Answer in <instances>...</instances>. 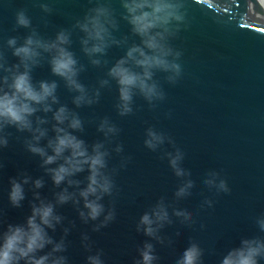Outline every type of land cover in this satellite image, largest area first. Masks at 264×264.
<instances>
[{
    "label": "water",
    "instance_id": "1",
    "mask_svg": "<svg viewBox=\"0 0 264 264\" xmlns=\"http://www.w3.org/2000/svg\"><path fill=\"white\" fill-rule=\"evenodd\" d=\"M40 2L48 3L52 11L43 12ZM252 3L253 0H185L186 26L172 40L182 52V75L175 84H169L163 74H157L166 97L155 108L137 97L134 112L120 117L114 108L113 85L102 89L97 104L75 109L85 122L84 131L77 135L87 143L104 139L96 130L101 117L108 116L120 132L105 145L111 152L109 169L117 168L113 177L117 189L112 198L105 197L104 203L114 200L116 219L100 232H92L94 222L84 224L71 202L57 209L65 219L50 234L58 239L62 227L70 229L64 253L70 264H84L87 253L81 246V233H88L94 241L93 250L103 249L105 264H131L137 246L149 239L135 229L139 216L161 198L170 216L172 208H186L196 223L189 227L180 223V218L172 217L173 223L165 225L161 234L174 242L171 246L156 245L160 257L157 264H174L190 237L205 249L204 264H219L222 255L238 245L242 236H264L255 224V217L264 213V17ZM89 6L88 0H0V46L8 36L23 37L28 33L24 28L13 31L14 14L19 8L26 9L33 27L50 38L60 27L70 28ZM113 7L119 9L116 0ZM127 31L128 26L121 21L116 35ZM71 47L87 66L80 74L81 82L89 89L97 87L104 69L88 64L75 34ZM5 52L14 62L16 58L6 46ZM122 54V48L113 47L107 59L111 62ZM33 77L56 79L47 63L36 68ZM58 95L62 103L75 108L71 103L73 93L65 89L63 82ZM148 127L171 137L174 144L166 140L156 151L146 148L143 140ZM9 131L13 132L9 146L0 151V211L7 222L21 223L29 213L31 191L26 186L23 206L12 207L7 200L9 177L20 170L33 178L44 176L46 183L39 191L49 199L59 189L44 175L39 158L27 153L15 139L21 134ZM117 143L123 145L122 153L112 151ZM175 148L184 153L181 166L190 172L189 176L177 177L169 167L164 153L174 152ZM122 162L124 167H120ZM213 170L226 179L229 193L216 194L204 183ZM85 175L78 178L83 180ZM186 179L195 182L191 194L177 198L175 192ZM205 199L213 200L211 208L201 207ZM177 231L181 235L176 236Z\"/></svg>",
    "mask_w": 264,
    "mask_h": 264
},
{
    "label": "clouds",
    "instance_id": "2",
    "mask_svg": "<svg viewBox=\"0 0 264 264\" xmlns=\"http://www.w3.org/2000/svg\"><path fill=\"white\" fill-rule=\"evenodd\" d=\"M113 2L88 0L91 6L83 15L75 18L70 28L60 27L50 38L33 27L26 9L15 11L13 31L24 28L28 33L23 37L8 36L0 46V151L9 146V138L13 136L9 129H14L21 134L15 139L27 153L39 158L44 175L59 190L52 193V199L42 196L39 189L45 186L44 176L33 178L25 170L8 178L7 200L12 207L23 206L26 186L32 198L28 201L29 213L21 223L7 222L0 211V264H70L64 254L70 229L62 227L58 239L50 234L65 219L58 207L69 202L84 224L94 222L92 232H100L116 219L114 200L104 203L105 197L112 198L117 189L113 178L117 168L109 169L111 152L105 145L120 129L108 116L101 117L96 130L104 139L89 144L77 135L84 131L85 122L75 109L97 104L102 89H111L113 85L114 108L120 117L134 112L137 97L149 108H155L166 97L157 74H163V80L169 84H175L182 75V52L173 46L172 40L186 26L185 0H116L119 9L113 7ZM38 6L45 13L52 11L48 3L40 2ZM121 21L128 31L117 36ZM74 34L88 64L104 69L97 87L89 89L80 80L87 66L72 50ZM5 46L16 58L14 62L6 55ZM113 47L122 48L123 54L110 62L107 55ZM44 63L56 79H34V70ZM61 82L73 93L71 103L75 108L61 102L58 95ZM166 140L174 144L163 132L153 127L145 129L146 148L156 151ZM112 151L122 153L123 145L117 143ZM164 155L175 176L190 175L181 166L184 153L180 148ZM120 167H124L123 162ZM82 173H86L83 180L78 178ZM194 183L191 179L184 180L175 196L190 195ZM204 183L214 188L216 194L230 192L226 179L218 171H210ZM213 203L212 199H205L201 207L211 208ZM173 216L189 227L196 223L193 213L186 208H172L170 216L163 198L139 216L135 229L149 239L137 246L131 264H157L160 257L156 245L171 246L174 242L161 234L165 225L173 223ZM69 223L74 226V222ZM255 224L264 233V213L255 217ZM175 235L181 233L177 231ZM93 245L89 234L81 233V246L87 253L84 264H105L103 249L93 250ZM204 254L205 249L190 237L174 264H204ZM262 260L264 236H242L238 245L222 255L219 264H260Z\"/></svg>",
    "mask_w": 264,
    "mask_h": 264
},
{
    "label": "bare ground",
    "instance_id": "3",
    "mask_svg": "<svg viewBox=\"0 0 264 264\" xmlns=\"http://www.w3.org/2000/svg\"><path fill=\"white\" fill-rule=\"evenodd\" d=\"M254 8L256 7L257 10L263 11V17H264V0H253V3L251 4ZM249 6L248 3L246 5ZM251 8V7H250Z\"/></svg>",
    "mask_w": 264,
    "mask_h": 264
}]
</instances>
